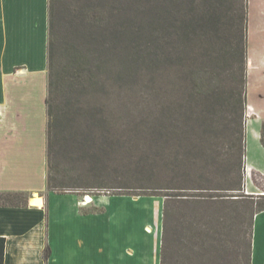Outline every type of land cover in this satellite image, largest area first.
<instances>
[{
    "label": "trees",
    "instance_id": "trees-1",
    "mask_svg": "<svg viewBox=\"0 0 264 264\" xmlns=\"http://www.w3.org/2000/svg\"><path fill=\"white\" fill-rule=\"evenodd\" d=\"M55 6L56 0H48V167L60 141V122L73 110L68 94L88 89L109 66L121 78L120 86L131 91L123 102L126 139H114L115 121L101 116L92 124L108 135L86 134L73 147L85 155L92 147L120 145L127 153L123 168L128 174L113 175L100 160L78 181L89 188L118 189L114 194L163 197L160 264H250L253 217L264 209V193L253 195L244 188L247 0H153L149 17L141 0H126L127 16L109 34L112 44L103 34L93 39L105 40L103 53L112 56L104 66L93 62L91 52L82 54L61 40ZM96 7L88 19L98 30L102 16ZM134 86L146 91L132 92ZM58 99L65 102V111ZM259 140L264 147V120ZM50 179L47 174L48 190L64 192ZM188 190L192 193H184ZM173 201L178 210L174 229ZM26 204L24 192L0 191V206ZM4 245L0 236V264ZM175 249L181 252L179 259ZM227 254L231 262L221 263ZM48 255L46 247L44 257Z\"/></svg>",
    "mask_w": 264,
    "mask_h": 264
},
{
    "label": "crops",
    "instance_id": "crops-1",
    "mask_svg": "<svg viewBox=\"0 0 264 264\" xmlns=\"http://www.w3.org/2000/svg\"><path fill=\"white\" fill-rule=\"evenodd\" d=\"M256 1L247 0L244 154V188L255 195L264 183V45L249 31ZM47 29L48 0H0V191L28 194L24 206H0L2 264H160L162 197L98 195L86 204L76 191L46 187ZM250 264H264V209L253 217Z\"/></svg>",
    "mask_w": 264,
    "mask_h": 264
},
{
    "label": "rangeland",
    "instance_id": "rangeland-1",
    "mask_svg": "<svg viewBox=\"0 0 264 264\" xmlns=\"http://www.w3.org/2000/svg\"><path fill=\"white\" fill-rule=\"evenodd\" d=\"M141 2L145 6L143 9L145 10L146 15L149 17V7L153 4V0H141ZM236 2H239V0H236ZM125 3L126 0H56L55 7L59 16L58 29L62 37L61 40L75 44L82 54H88L87 52H91L93 62L96 65L104 66L105 60L108 58L109 61V58L112 56L108 57L110 54L105 56L103 49L105 48L106 42L109 46L112 44V38L109 35L112 29L118 25L122 18L124 19L125 16H127L125 13ZM92 7H96L95 10L98 12L99 17L102 16L98 23V25H100V27L97 28L98 30L89 23L90 19L88 18ZM250 13L249 31L253 35V44L259 48L261 45H264V28L261 25L264 20V15L262 16L263 8L258 3V0L253 2L250 6ZM136 19L139 20L137 17ZM101 34L104 35L106 42L104 43L105 40L102 42H94V37L100 39V36L102 37ZM108 69L109 66L105 67L103 72L99 74L96 79H93V84L90 85V87L87 86L88 89H81L79 91L74 89L73 94H68L73 110L69 112L71 115L66 113V115L63 116L64 119L60 122L61 127L59 126L58 132L60 141L56 145V150L51 153V167L49 168L47 165V174L51 176V182L56 185L55 189L64 192L74 190L81 195L83 203L86 204L89 201L85 200V195L90 196L92 200V197L94 196L110 195L118 192L116 191L118 189L115 188L97 189L95 187L89 188L83 186L82 181L78 180L79 177H83L87 174L89 167H97L101 162L100 160H102L106 166V170L110 169L113 175L120 176L121 174H128L123 168L128 165V162L125 159L127 153L120 145H116L113 149L106 148L107 145H103L101 148L97 149L92 147L89 151H86L85 155L80 152V148L73 147L75 146L73 145V142L82 137L86 138V134H90L91 137L98 136V138L102 135H108L103 133L102 129L96 127V125L93 126L92 124L94 119L100 118L101 116L103 118L109 117L111 120L115 121L117 128L114 132V129L109 131L110 133L113 132L114 139L119 140V143L126 139L127 133L123 123L128 118V113L123 106V102L128 98V93H131V91L120 86L121 78H116L115 73ZM143 89V87L138 89L134 86L132 92L139 93L142 92L141 90ZM147 89L150 90L149 88ZM144 91H146V88ZM142 94L145 95L146 93L143 92ZM133 104H135V102ZM59 105L62 106L61 108L65 111L66 107L63 100H57V106ZM131 109L132 118H136L138 116V111L135 110L133 105L131 106ZM248 118L249 117L246 116L245 111L244 127L246 129V125L248 124V130H250V120ZM250 136L251 135L248 136V144L252 146L256 141L251 139ZM83 152L85 153V151ZM259 189L262 193L264 192V183L259 185ZM134 190L135 192H139V189ZM245 192L247 193V191ZM184 193L188 194L192 193V191L188 190ZM25 194L27 195L28 201V194ZM170 208L171 226L172 229H174L176 226V219H178L177 205L174 201ZM184 211L186 213L188 212L187 209ZM230 224L231 223L229 222V227ZM172 237H174L173 231ZM173 253L175 254L174 256L176 259H179L180 256H182L181 252L177 249L173 250ZM219 260H222L221 263L231 262V256L230 254H227L225 258L221 257Z\"/></svg>",
    "mask_w": 264,
    "mask_h": 264
},
{
    "label": "bare ground",
    "instance_id": "bare-ground-1",
    "mask_svg": "<svg viewBox=\"0 0 264 264\" xmlns=\"http://www.w3.org/2000/svg\"><path fill=\"white\" fill-rule=\"evenodd\" d=\"M91 200V197L90 196H86V201H90ZM31 203H34V204H41V198L39 195L37 194H34L31 199H30Z\"/></svg>",
    "mask_w": 264,
    "mask_h": 264
},
{
    "label": "built area",
    "instance_id": "built-area-1",
    "mask_svg": "<svg viewBox=\"0 0 264 264\" xmlns=\"http://www.w3.org/2000/svg\"><path fill=\"white\" fill-rule=\"evenodd\" d=\"M245 191H246V189H245ZM84 198H85V200H86V195L84 196Z\"/></svg>",
    "mask_w": 264,
    "mask_h": 264
}]
</instances>
